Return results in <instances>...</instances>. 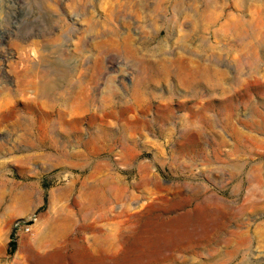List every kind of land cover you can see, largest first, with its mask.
I'll list each match as a JSON object with an SVG mask.
<instances>
[{
    "label": "rangeland",
    "instance_id": "obj_1",
    "mask_svg": "<svg viewBox=\"0 0 264 264\" xmlns=\"http://www.w3.org/2000/svg\"><path fill=\"white\" fill-rule=\"evenodd\" d=\"M263 14L264 0H0V264H264ZM44 73L41 98L28 88ZM185 211L201 214L190 237L143 245Z\"/></svg>",
    "mask_w": 264,
    "mask_h": 264
},
{
    "label": "bare ground",
    "instance_id": "obj_2",
    "mask_svg": "<svg viewBox=\"0 0 264 264\" xmlns=\"http://www.w3.org/2000/svg\"><path fill=\"white\" fill-rule=\"evenodd\" d=\"M247 3V2H246ZM255 3V2H254ZM217 4V3H216ZM212 7H213V5H211ZM216 6L217 5H214V7L213 8H216ZM257 6V5H256ZM256 6H255V8H256ZM238 8V7H237ZM246 10V9H245ZM261 10H263V9H261ZM207 10L206 9H204L202 12H203V17H205V16H207L208 17V15H209V13L208 12H206ZM262 13V12H261ZM200 14V13H199ZM260 14V13H259ZM212 15V14H211ZM261 16V15H260ZM263 16H264V14H263ZM262 16V17H263ZM217 18V17H216ZM249 19V18H248ZM261 19H263V18H261ZM211 20V19H210ZM212 21V20H211ZM257 23V22H256ZM210 24V23H209ZM263 24V23H262ZM219 30V29H218ZM216 33V32H215ZM259 35V34H258ZM216 36V35H215ZM221 40V39H220ZM261 45V44H260ZM215 59V58H214ZM216 60H217V58H216ZM187 61V60H186ZM191 61L192 60H190L189 61V63L187 62V63H185L184 64V62L182 61V59L180 60V58L179 59H173V60H169V63L170 64H172V65H174V66H176V68H177V73H178V76H179V80H180V82L179 83H181V84H186V83H188L189 85H191L192 83L191 82H189L188 81V79H190V80H192L193 78H194V76L196 75V72L194 71V68H192V67H190V65H192V63H191ZM201 61H202V59L201 60H199V62L201 63ZM204 61V60H203ZM202 61V62H203ZM207 61V60H206ZM209 61V60H208ZM212 61V60H211ZM211 61H209V62H211ZM199 64V63H198ZM205 64H207V63H205ZM209 64V63H208ZM179 65V66H178ZM194 65H195V63H194ZM218 65V64H217ZM193 66V65H192ZM199 66V65H198ZM201 66V65H200ZM199 66V67H200ZM190 67V68H189ZM151 68V67H150ZM149 68V69H150ZM209 68V67H208ZM148 69V68H147ZM146 69V70H147ZM179 69V70H178ZM151 70V69H150ZM161 71H165V67L164 66H162L161 67V69H160ZM32 72V71H31ZM143 72V71H142ZM145 72V71H144ZM208 72H210V71H208ZM163 73V77H165V72H162ZM31 74V73H30ZM154 74V73H153ZM215 74V73H214ZM44 75L45 76H43L44 78V83L42 82L43 80H41V82L43 83H38V81H34L35 80V78L32 80V81H30L29 82V88L28 89H30V90H32V92L34 93L33 95H35V96H41V98H42V96H44V94H43V92H41V87H42V89L45 87L46 89H48V87L49 86H47L46 84H47V81H49V80H51V79H49V76L47 75V73H44ZM208 75V74H207ZM33 77H35L34 75H32ZM31 76V77H32ZM176 76H177V74H176ZM222 76H224V75H219V77H218V83H217V85H219V84H222V83H220V82H222V80H223V77ZM32 77V78H33ZM42 77V76H41ZM145 77V76H144ZM151 77V76H150ZM31 78V79H32ZM62 78V77H61ZM146 78V77H145ZM56 79V78H55ZM140 79H141V77H140ZM139 79V80H140ZM167 79V78H166ZM186 79V80H185ZM214 79V78H213ZM212 79V80H213ZM142 80V79H141ZM165 80V79H164ZM185 80V81H184ZM216 80V79H215ZM144 81V80H143ZM202 83V82H201ZM213 84H215V81L214 82H212ZM24 84H22V86H23ZM60 85V84H59ZM17 86H18V84H17ZM136 86V85H135ZM210 86V85H209ZM220 86V85H219ZM147 87V86H146ZM196 87V86H195ZM218 87V86H217ZM83 88V87H82ZM140 88V87H139ZM204 88V87H203ZM219 88H221V86L219 87ZM50 89V88H49ZM53 89V88H52ZM59 90H61V89H59ZM143 90V89H142ZM204 90V89H203ZM202 90V91H203ZM29 91V90H28ZM216 91H217V89H216ZM41 92V93H40ZM51 92V91H50ZM53 92V91H52ZM106 92V91H105ZM188 92V91H187ZM193 92V91H192ZM200 91H198L197 93H199ZM207 92V91H206ZM31 93V92H30ZM38 93H40L39 95H37ZM54 93V92H53ZM52 93V94H53ZM58 93V92H57ZM131 93V92H130ZM149 93H150V91H149ZM148 93V94H149ZM153 93H154V91H153ZM202 93H204V92H202ZM51 94V93H50ZM102 95H106V94H104V93H101ZM137 94H139L137 91H135V92H133V95H137ZM141 94H143V93H141ZM147 94V93H146ZM170 94V93H169ZM205 94V93H204ZM26 95V94H25ZM66 95V94H65ZM90 95V94H89ZM88 95V96H89ZM102 95H99L100 97L102 96ZM189 95V94H188ZM192 95H194V94H192ZM200 95V94H199ZM203 95V94H202ZM209 95V94H208ZM211 95V94H210ZM54 96V95H53ZM57 96H58V94H57ZM61 96V95H60ZM69 96V95H68ZM74 96V95H73ZM144 96H145V94H144ZM162 96V95H161ZM170 96V95H169ZM201 96V95H200ZM200 96H198L197 98H199ZM47 97V96H46ZM81 97H83L82 95H81ZM103 97V96H102ZM101 97V98H102ZM105 97V96H104ZM191 97H193V99H194V97L195 96H191ZM59 98V97H58ZM62 98H65L64 97V94L62 95ZM68 99H66V101L67 102H65L68 106H69V108H70V110L71 111H73V112H75L76 114L77 113H79V112H82V111H84V109H82V99L80 100V99H77V100H74L73 102H70V98L69 97H67ZM86 98V97H85ZM163 98H165V97H163ZM189 98H190V96H189ZM196 98V97H195ZM201 98V97H200ZM36 99V98H35ZM65 99H64V101H65ZM120 99V98H119ZM121 99H125V96H124V98H121ZM213 99V98H212ZM46 100V99H45ZM132 100H133V98H132ZM146 100V99H145ZM152 100V99H151ZM163 100V99H162ZM161 100V101H162ZM4 101V100H3ZM53 101V100H52ZM56 101H58V100H56ZM84 101V100H83ZM89 101V97H88V100H87V102ZM159 101V100H158ZM191 101V100H190ZM207 101V100H206ZM35 102V101H34ZM87 102H85V104L87 103ZM90 102V101H89ZM193 103H194V101H192ZM2 103H4V102H2ZM36 103V102H35ZM38 103V102H37ZM36 103V104H37ZM42 104L41 105H43L44 103L43 102H41ZM45 103H47V102H45ZM51 103V102H50ZM49 103V104H50ZM53 103V102H52ZM59 103V102H58ZM162 103V102H161ZM180 103V102H179ZM209 103V102H208ZM11 104V103H10ZM28 104V103H27ZM48 104V103H47ZM48 104V105H49ZM54 104V103H53ZM62 104H63V102H62ZM65 104V105H66ZM149 104V103H148ZM185 104V103H184ZM191 104V103H190ZM7 105V104H6ZM6 105H4V107L6 106ZM59 105V104H58ZM66 105V106H67ZM87 105H89V103L87 104ZM183 105V104H182ZM30 106H31V104H30ZM36 106H38V105H36ZM36 106H34V107H36ZM45 105H43V107H44ZM60 106V105H59ZM2 107V106H1ZM1 107H0V109H1ZM3 107V108H4ZM42 107V108H43ZM46 107V106H45ZM83 107H85V106H83ZM129 107H130V105H129ZM143 107V106H142ZM189 107V106H188ZM2 108V109H3ZM41 108V107H40ZM54 108V107H53ZM61 108H63V107H61ZM184 109H185V107H183ZM201 108V107H200ZM213 108V107H212ZM220 108H221V106H220ZM5 109V108H4ZM12 109V108H11ZM29 109H31V108H29ZM37 109V108H36ZM44 109V108H43ZM48 108L46 107V109L45 110H47ZM64 109H65V107H64ZM88 109H89V107H88ZM126 109H127V107H126ZM132 109H133V107H132ZM194 109V108H193ZM25 110V109H24ZM66 110V109H65ZM90 110V109H89ZM104 110V109H103ZM110 110V109H109ZM175 110V109H174ZM183 110V109H182ZM211 110V109H210ZM1 111V110H0ZM21 110H19V112H20ZM59 111V110H58ZM131 111H134V110H131ZM171 111H173V110H170V112ZM185 111V110H184ZM219 111V110H218ZM2 112H4L3 114H1L0 115V119L1 120H4L6 117H8V116H10L9 115V113L7 112H5V111H3L2 110ZM18 112V114H20ZM26 112V111H25ZM52 112H54V111H52ZM61 112V111H60ZM64 112V111H63ZM103 112V111H102ZM107 112V111H106ZM109 112V111H108ZM199 112V111H198ZM209 112V111H208ZM220 112V111H219ZM1 113V112H0ZM15 113V112H14ZM13 113V114H14ZM51 113V112H50ZM71 113V112H70ZM104 113V112H103ZM33 114V113H32ZM42 114V113H41ZM60 114V113H59ZM66 114V113H65ZM85 114V113H84ZM87 114V113H86ZM106 114V113H105ZM197 114V113H196ZM206 114L208 115V114H210V113H207V111H206ZM215 114V113H214ZM27 115V114H26ZM83 115V114H82ZM93 115V114H92ZM29 116V115H28ZM27 116V117H28ZM52 116V115H51ZM76 116V115H75ZM98 115L96 114V117H97ZM195 116V115H194ZM20 117H23V116H20ZM90 117H92L91 115H90ZM95 117V116H94ZM162 117V116H161ZM208 117H209V115H208ZM9 118V117H8ZM19 118V117H18ZM73 118V117H72ZM210 118V117H209ZM20 119H22V118H20ZM26 119V118H25ZM40 119V118H39ZM59 119V118H58ZM84 119V118H83ZM93 119V118H92ZM191 119V118H190ZM40 120H42V119H40ZM45 120V119H44ZM49 120V119H48ZM53 120V119H52ZM6 121H7V119H6ZM10 121V120H9ZM84 121V120H83ZM14 122V121H13ZM33 122V121H32ZM58 122V121H57ZM56 122V123H57ZM59 122H61V121H59ZM87 122V121H86ZM6 123V122H5ZM21 123H22V121H21ZM42 122H40V124H41ZM45 123V122H44ZM51 123V122H50ZM55 123V122H54ZM54 123H53V125H54ZM81 123V122H80ZM1 124V123H0ZM7 124V123H6ZM24 124V123H23ZM28 124V123H27ZM33 124V123H32ZM76 124V123H75ZM185 124V123H184ZM13 125V124H12ZM14 125H16V124H14ZM43 125V124H42ZM56 125V124H55ZM80 125V124H79ZM33 126V125H32ZM202 126V125H201ZM206 126H208V125H206ZM3 127V126H2ZM40 127H42L41 125H40ZM77 127V126H76ZM126 127V126H125ZM24 128V127H23ZM29 128V127H28ZM50 128V127H49ZM54 128V127H53ZM134 128V127H133ZM26 129V128H25ZM44 129V128H43ZM99 129V128H98ZM21 130V129H20ZM27 130H29V129H27ZM101 130V129H100ZM103 131V130H102ZM106 130H104L103 132H105ZM22 133L24 132V131H21ZM35 132H36V130H35ZM42 132V131H41ZM45 132V131H44ZM200 132V131H199ZM25 133H27L26 131H25ZM91 133V132H90ZM90 133H89V135H90ZM100 133V132H99ZM102 133V132H101ZM108 133V132H107ZM106 133V134H107ZM198 133V132H197ZM19 134H21V133H19ZM30 134V133H29ZM42 134H44V133H42ZM41 134V135H42ZM46 134V133H45ZM96 134H98V133H96ZM103 134V133H102ZM105 134V133H104ZM17 135H18V133H17ZM26 135V134H25ZM37 135H39V134H37ZM36 135V136H37ZM77 135V134H76ZM107 135H109V134H107ZM106 135V136H107ZM32 136V135H31ZM35 136V137H36ZM40 136V135H39ZM39 136H37V137H39ZM45 136V135H44ZM48 136V135H47ZM78 136H79V134H78ZM97 136H99V135H97ZM106 136H104V137H106ZM15 137H18V136H16V134H15ZM15 137H14V139H15ZM22 137V136H21ZM21 137H20V139H21ZM26 137H27V135H26ZM29 137V136H28ZM27 137V138H28ZM36 137V138H37ZM100 137V136H99ZM109 137V136H108ZM42 138V137H41ZM44 138V137H43ZM18 139V138H17ZM46 139V138H45ZM51 139V138H50ZM101 139V138H100ZM109 139H110V137H109ZM23 140V139H22ZM30 140V139H29ZM43 140V139H42ZM15 141H16V139H15ZM32 141V140H31ZM30 141V142H31ZM27 142V141H26ZM34 142V141H33ZM81 142V141H80ZM101 142V141H100ZM3 143V142H2ZM1 143V144H2ZM19 143V142H18ZM34 143H36V142H34ZM84 143V142H83ZM95 143H97V142H95ZM4 144V143H3ZM38 144V143H37ZM5 146H6V144H4ZM26 145V144H25ZM31 145V144H30ZM29 145V146H30ZM42 145H44V144H42ZM50 145V144H49ZM79 145V144H78ZM85 145V144H84ZM195 145V144H194ZM15 146H16V144H15ZM18 146V145H17ZM40 146V145H39ZM45 146V145H44ZM89 146H91V145H89ZM186 146V145H185ZM20 147V146H19ZM18 147V148H19ZM32 147V146H31ZM34 147V146H33ZM37 147V146H36ZM40 147H42V146H40ZM86 147H88V146H86ZM96 149V148H95ZM186 149V148H185ZM188 149V148H187ZM191 150V149H190ZM194 150V149H193ZM3 151V150H2ZM67 152V151H66ZM62 154V153H61ZM72 154H74V153H72ZM192 154V153H191ZM66 155H68V153L66 154ZM70 156V155H69ZM73 156V155H72ZM77 156V155H76ZM63 157V156H62ZM66 158H67V156H66ZM64 159V158H63ZM149 176V175H148ZM146 179V178H145ZM145 183H146V181H145ZM149 183H151V182H149ZM148 183V184H149ZM155 184V183H154ZM140 186V185H139ZM146 187V186H145ZM152 187V186H151ZM109 188V187H108ZM144 188V187H143ZM163 188V187H162ZM152 190V189H151ZM114 191H116V189H114ZM154 192V191H153ZM156 192V191H155ZM150 195V194H149ZM8 198V197H7ZM205 200V199H204ZM201 203V202H200ZM218 203V202H217ZM183 205V204H182ZM189 205V204H188ZM208 205V204H207ZM191 206V205H190ZM184 209V208H183ZM173 210V209H172ZM215 211V210H214ZM200 212V211H199ZM202 212V211H201ZM205 212V211H204ZM203 212V213H204ZM208 214V213H207ZM199 215H201L200 213H199ZM199 215H198V213H196L195 211H193V212H191V211H185L182 215H179V216H177V217H174V218H168L167 220L166 219H164V221H162V223H160V221H159V223L160 224H158V226H154V227H152L151 229H148V230H145L144 231V233H145V235H147V237H144V241H142V242H144L143 243V245H158L159 244V246L161 245V244H167L169 241H171V240H174V238H175V236L178 234V235H186V236H191L192 234H193V230L192 229H190L189 227H191L193 224H194V222H196V221H198V220H196L197 218H199ZM205 217V216H204ZM208 217V216H207ZM153 219V218H152ZM201 220V219H200ZM158 222V221H157ZM203 222V221H202ZM207 222V221H206ZM152 223V222H151ZM150 223V224H151ZM204 223V222H203ZM211 224V223H210ZM209 224V225H210ZM214 224V223H213ZM157 225V224H156ZM205 225V224H204ZM222 223L220 224V226L222 227ZM202 226V225H201ZM112 227V226H111ZM198 227H199V225H198ZM208 227V226H207ZM213 227V226H212ZM68 228V227H67ZM168 228V229H167ZM179 229L178 231H174L173 229ZM196 228V227H195ZM209 228V227H208ZM219 227H217V229H218ZM63 229V228H62ZM211 230V229H210ZM225 230V229H224ZM60 231V230H59ZM140 232H141V230H140ZM216 232V231H215ZM223 232V231H222ZM54 233V232H53ZM52 233V234H53ZM49 234V233H48ZM222 234V233H221ZM63 235V234H62ZM52 236V235H51ZM58 236H60V234L58 235ZM143 236V235H142ZM136 237H139V235L138 236H136ZM43 238H45V237H43ZM64 238V237H63ZM218 238V237H217ZM42 239V238H41ZM49 239V238H48ZM141 239H142V237L141 238H137V241L136 242H134V245L133 246H135L136 244H138V240L139 241H141ZM115 240V239H114ZM219 240V239H218ZM59 241V240H58ZM58 241H56V242H58ZM212 241V240H211ZM44 242V241H43ZM50 242V241H49ZM55 242V241H54ZM141 242V243H142ZM220 242V241H219ZM50 243H52V242H50ZM56 244V243H55ZM176 245V244H175ZM49 248V247H48ZM112 248V247H111ZM87 255V254H86ZM120 264V263H119Z\"/></svg>",
    "mask_w": 264,
    "mask_h": 264
},
{
    "label": "trees",
    "instance_id": "obj_3",
    "mask_svg": "<svg viewBox=\"0 0 264 264\" xmlns=\"http://www.w3.org/2000/svg\"><path fill=\"white\" fill-rule=\"evenodd\" d=\"M14 245H15V244H14V243H12V244H11V248H13V247H14Z\"/></svg>",
    "mask_w": 264,
    "mask_h": 264
}]
</instances>
